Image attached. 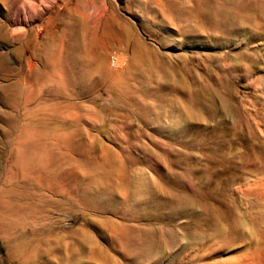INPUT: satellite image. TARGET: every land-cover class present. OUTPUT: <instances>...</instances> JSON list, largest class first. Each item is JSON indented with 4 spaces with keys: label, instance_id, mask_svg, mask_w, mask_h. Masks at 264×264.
<instances>
[{
    "label": "rangeland",
    "instance_id": "rangeland-1",
    "mask_svg": "<svg viewBox=\"0 0 264 264\" xmlns=\"http://www.w3.org/2000/svg\"><path fill=\"white\" fill-rule=\"evenodd\" d=\"M0 264H264V0H0Z\"/></svg>",
    "mask_w": 264,
    "mask_h": 264
},
{
    "label": "bare ground",
    "instance_id": "bare-ground-1",
    "mask_svg": "<svg viewBox=\"0 0 264 264\" xmlns=\"http://www.w3.org/2000/svg\"><path fill=\"white\" fill-rule=\"evenodd\" d=\"M100 60H101V59H100ZM100 60H99V61H100ZM97 64H98V63H97ZM95 66H96V65H95ZM53 75L56 76V74H53ZM81 75H82V74H81ZM67 77L69 78L70 76H67ZM78 77H79V76H78ZM83 77H84V76H83ZM83 77L81 76L80 78H83ZM61 78H62V77H61ZM80 78H79V81H80ZM87 78H88V76H87ZM77 79H78V78H77ZM54 80H56V79H54ZM88 80H89V78H88ZM79 81H78V82H79ZM81 81H82V79H81ZM25 82H26V81H25ZM85 82H86V81H85V79H84V84H85ZM54 83H56V82H54ZM68 83H70V82H68ZM80 84H81V83H80ZM84 84H83V85H84ZM60 85H61V84H60ZM72 85H73V84H72ZM72 85L70 84V86H72ZM70 86H69V87H70ZM79 86L81 87V91H83V90H82V89H83V88H82L83 86H81V85H79ZM84 86H85V85H84ZM58 87H60V86L58 85ZM61 87H63V86H61ZM67 89H69V88H67ZM67 89H66V90H67ZM70 89H71V87H70ZM60 90H62V89H60ZM63 93H64V92H63ZM63 93H62V94H63ZM63 95H64V94H63ZM63 95H62V96H63ZM27 96H29V95H27ZM64 96H65V95H64ZM14 97H15V96H14ZM15 98H16V97H15ZM15 98H14V99H15ZM27 99H28V98H27ZM29 99H30V100H33V99H31V96H30ZM29 99H28V102L30 101ZM6 100H7V99H6ZM12 100H13V98H12ZM26 101H27V100H26ZM29 103H30V102H29ZM10 120H11V119H10ZM36 121H37V120H36ZM31 125H32V124H31ZM31 125L29 124L28 127L31 126ZM32 129H33V128H32ZM28 131H29V130H28ZM24 132H25V131L23 130L22 134H20V135L23 136L24 138H27V140L29 141V140H30L29 137L31 138V136L28 137V135H25V134L23 135ZM31 132H34V131H31ZM29 134H30V133H29ZM37 134H38V133H37ZM35 135H36V133H35ZM46 135H48V134H46ZM38 136H40V135H38ZM53 136H54V135H53ZM43 137H44V135H43ZM61 137H63V136H61ZM40 138H42V137H40ZM49 138L51 139V137H49ZM32 139H33V138H32ZM44 139H45V138H44ZM47 139H48V138H47ZM53 139H55V138H53ZM65 139L67 140V138H65ZM18 140H19V139H18ZM21 140H23L22 137H21ZM33 140H34V139H33ZM59 140H60V139H59ZM48 141H49V139H48ZM18 142H19V141H18ZM23 142H25V141H23ZM42 142H45V141H42ZM42 142L40 143V145H42ZM46 142H47V140H46ZM28 143H29V142H28ZM38 143H39V142H38ZM47 143H49V142H47ZM16 144H19V143L16 142ZM20 144H21V142H20ZM33 144H34V143H33ZM43 144H44V143H43ZM38 145H39V144H38ZM51 145H52V144H51ZM51 145H47V146H49V147H46V146H45V147H46L47 149H48V148L51 149V147H50ZM53 146H54V145H53ZM60 146H61V145H60ZM42 147H44V146L42 145ZM46 148H44V149H46ZM23 149H24V147L22 148V151H23ZM40 149H41V147H40V148H39V147H35V146H33L32 144H30V145L27 146L26 150H27V152H29V155H31V156H29V157L32 158V161H34L33 158H36V156H40V155H41V151H43V150H40ZM68 150H70V149H68ZM49 152H50V151H49ZM53 152H54V151H53ZM45 153H46V152H45ZM27 155H28V154H27ZM42 155H43V154H42ZM43 156H45V155H43ZM47 156H48V155H47ZM47 156H45V157H47ZM24 157H25V155H24ZM29 157H28V158H29ZM41 158H42V157H41ZM24 159H25V158H24ZM24 159H22V160H23V164H21V165H25V166H26V163L28 164V161H29V160L26 161V162L24 163ZM26 159H27V158H26ZM26 159H25V160H26ZM29 159H30V158H29ZM36 159H37V158H36ZM45 159H46V158H45ZM45 159H43V160H44V161H47V160H45ZM30 160H31V159H30ZM37 160L40 161L41 159H37ZM37 160H35V161H36V165L38 166V162H37ZM54 160H55V159H54ZM32 161H29V162H32ZM35 161H34V162H35ZM50 162H51V161H50ZM39 163H40V162H39ZM30 164H32V163H30ZM46 164H47V163H46ZM15 165H16V164H15ZM28 165H29V164H28ZM28 165H27V166H28ZM40 165H42V164H40ZM44 165H45V164H44ZM19 166H20V165H19ZM19 166H18V167H19ZM27 166H26V168H27ZM29 166H30V165H29ZM37 166H36L35 168H37ZM23 167H24V166H23ZM24 168H25V167H24ZM31 168H32V167H31ZM33 168H34V167H33ZM39 168H40V166H39ZM44 168H45V167H44ZM53 168H55V167H53ZM41 169H42V168H41ZM28 170H30V167H29ZM33 170H34V169H33ZM48 170H49V169H48ZM51 170H53V169H51ZM31 171H32V169H31ZM39 171H41V170H39ZM28 172H29V171H28ZM37 172H38V171H37ZM46 172H47V171H46ZM48 172H49V171H48ZM55 172H56V171H55ZM40 173H41V172H40ZM45 174H47V173H45ZM54 174H55V173H54ZM36 175H37V174H36ZM42 175H43V173H42ZM49 175H50V174H49ZM43 177H44V176H43ZM49 177H50V176H49ZM52 177H53V176H52ZM52 177H51V178H52ZM54 177H56V176H54ZM40 179H41V178H40ZM47 180H48V179H47ZM31 181H35V180H32V179H31ZM32 183H33V182H32ZM51 183H52V181H51ZM34 184H35V182H34ZM36 184H37V183H36ZM45 184H46V183H45ZM45 184H42V186L45 185ZM46 185H48V184H46ZM38 186H39V185H38ZM48 186H49V185H48ZM54 186H55V185H54ZM52 187H53V186H52ZM52 187H51V188H52ZM37 188H38V187H37ZM56 191H57V189L55 190V193H57ZM53 193H54V192H53ZM30 195H31V194H30ZM32 198H33V197H32ZM9 205H11V204H9ZM17 206H18V205H16V207H17ZM20 207H21V206H20ZM8 208H9V207H8ZM148 256H150V255H148Z\"/></svg>",
    "mask_w": 264,
    "mask_h": 264
},
{
    "label": "built area",
    "instance_id": "built-area-1",
    "mask_svg": "<svg viewBox=\"0 0 264 264\" xmlns=\"http://www.w3.org/2000/svg\"><path fill=\"white\" fill-rule=\"evenodd\" d=\"M115 60H116L115 57H114L113 55H111L109 61H110L112 64H114Z\"/></svg>",
    "mask_w": 264,
    "mask_h": 264
}]
</instances>
